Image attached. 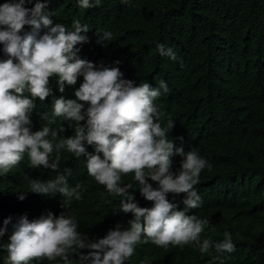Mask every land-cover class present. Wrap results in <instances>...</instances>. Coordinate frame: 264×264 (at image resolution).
I'll return each mask as SVG.
<instances>
[{
    "label": "clouds",
    "instance_id": "obj_1",
    "mask_svg": "<svg viewBox=\"0 0 264 264\" xmlns=\"http://www.w3.org/2000/svg\"><path fill=\"white\" fill-rule=\"evenodd\" d=\"M24 4L25 0L0 4V48L3 44L6 56L0 60V175L9 173L26 155L29 167L43 166L53 176L47 181L31 179L29 191L60 194L64 199L57 215L48 212L31 221L27 216L19 218L4 245L6 264L57 258V264H164V257L180 264L184 252L194 253L198 264L225 262L236 251L231 234L218 238L205 233L201 241L208 221L187 214L201 205L194 186L207 161L196 152H184L168 137L173 120L166 126L159 123L154 101L161 90L169 91L166 82L160 80L154 88L122 78L117 44L121 35L100 27L97 34L87 33L88 26L78 20L69 31L49 18L48 0H37L31 8ZM99 4L100 0H79L81 9ZM25 25L30 29L23 32ZM157 51L177 60L171 47L157 44ZM52 76L58 77L60 92L65 83L74 85L80 76L83 82L69 90L67 99L54 94L40 105L38 114L46 124L31 132L26 127L29 114L37 98L43 102L52 94L48 87ZM246 107L242 132L258 136L250 117L264 116V96L251 99ZM61 120L73 135L54 144L64 128L54 130L48 125ZM62 150L73 158L60 163ZM178 155L183 159L173 172ZM77 173L93 177L111 202L114 196L122 197L109 205L115 215L121 213L120 224L99 219L100 207L76 182ZM169 193L184 194V210H174ZM11 195L17 201L26 196L24 190ZM88 208L90 217L85 222L77 215ZM9 222L5 219L4 225ZM5 231L0 228V235ZM139 253L143 260L134 261L131 257Z\"/></svg>",
    "mask_w": 264,
    "mask_h": 264
},
{
    "label": "trees",
    "instance_id": "obj_2",
    "mask_svg": "<svg viewBox=\"0 0 264 264\" xmlns=\"http://www.w3.org/2000/svg\"><path fill=\"white\" fill-rule=\"evenodd\" d=\"M6 2L13 0H0V4ZM36 2L25 0L24 7L31 8ZM46 11L53 23H61L69 31L78 20L88 26L87 33L97 34L103 28L114 36L121 35L117 44L122 78L135 85L147 82L154 88L160 80L166 82L169 91L161 90V96L154 101L159 123L166 126L173 120L174 128L168 137L184 152H196L207 161L194 186L201 205L187 212L208 221L201 241L205 233L218 238L230 233L236 251L220 264H264V116L250 117L258 136L252 131L242 132L246 105L264 96V0H100L99 6L88 9H81L79 0H48ZM29 29L25 25L23 32ZM44 31L41 29L40 34ZM157 44L171 47L177 60L161 56ZM3 59L6 56L2 44L0 60ZM82 82L80 76L74 85L65 83L60 92L58 77H50L52 94L43 102L38 98L34 101L36 107L26 127L31 132L41 130L46 121L38 114L40 105L54 94L67 99L69 90ZM48 126L54 130L64 128L58 131L54 144L73 135L65 130L63 120ZM66 157L72 159V153L62 150L60 163ZM80 159H76L77 164ZM182 159L178 155L173 160L171 171L179 169ZM51 173L43 166L29 167L25 155L9 173L0 175V228H6L0 235V264H6L4 245L21 216L31 221L48 212H60L59 204L64 199L60 194L46 196L29 191L31 179L47 181L53 178ZM84 175L77 173L76 182L100 207L99 219L107 217L109 225L120 224L121 213L115 215L109 205L122 197L114 196L111 202L106 189ZM151 185L157 187L154 181ZM23 190V200L17 201L11 195ZM184 198V194L167 196L177 211L185 209ZM90 210L77 216H83L86 222ZM8 218L10 222L5 226ZM131 258L143 260L140 253ZM58 259L33 260L30 264H57ZM163 262L171 264L169 257H164ZM199 262L190 252H184L179 261Z\"/></svg>",
    "mask_w": 264,
    "mask_h": 264
},
{
    "label": "bare ground",
    "instance_id": "obj_3",
    "mask_svg": "<svg viewBox=\"0 0 264 264\" xmlns=\"http://www.w3.org/2000/svg\"><path fill=\"white\" fill-rule=\"evenodd\" d=\"M254 216V215H253ZM252 216V217H253ZM258 217V216H257ZM254 218V217H253ZM254 245H256L255 243H254ZM257 246H259V244L257 245ZM260 251V250H259ZM264 254V253H263ZM255 255V254H254ZM258 256H259V254H258ZM263 256V255H262ZM261 259V258H260ZM259 261V260H258ZM255 262H256V260H255ZM262 264V263H261Z\"/></svg>",
    "mask_w": 264,
    "mask_h": 264
}]
</instances>
